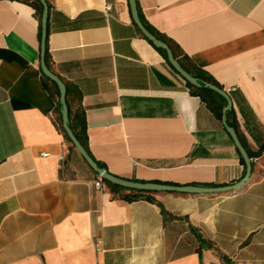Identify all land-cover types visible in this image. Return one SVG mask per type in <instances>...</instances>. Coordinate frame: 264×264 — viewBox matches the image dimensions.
Masks as SVG:
<instances>
[{
  "label": "crops",
  "instance_id": "obj_1",
  "mask_svg": "<svg viewBox=\"0 0 264 264\" xmlns=\"http://www.w3.org/2000/svg\"><path fill=\"white\" fill-rule=\"evenodd\" d=\"M44 1L50 70L78 96L88 151L110 175L232 186L245 165L224 122L252 170L228 193L129 202L95 188L58 128L34 8L0 0V264H264V0H135L142 25L226 93L221 117L141 34L128 0Z\"/></svg>",
  "mask_w": 264,
  "mask_h": 264
},
{
  "label": "water",
  "instance_id": "obj_2",
  "mask_svg": "<svg viewBox=\"0 0 264 264\" xmlns=\"http://www.w3.org/2000/svg\"><path fill=\"white\" fill-rule=\"evenodd\" d=\"M40 3L42 7V13H41V19H40V26H41V38H40V69L44 77H46L48 80L53 82L59 92V102H60V115H61V123L62 128L68 138V140L73 145L75 151L81 156V158L85 161V163L89 166V168L97 174V176L104 182L109 183L113 186H117L120 188L128 189V190H134L142 193H181V194H213V193H228V192H235L238 190L242 185H244L248 177L251 173L252 166L250 163V159L241 145L235 130L232 127H229L224 122L223 125L229 134L231 140L233 141V144L237 151L239 152L244 165H245V176L236 184L228 187L223 188H198V187H176V186H170V185H164V184H156V183H138L133 182L129 180L120 179L117 177H114L110 175L104 168L98 167L95 162L92 160V158L87 154L85 149L82 147V145L76 140L74 135L69 129L68 126V109L66 105V89L63 84V82L53 74L46 66L45 64V41H46V35H47V17H48V6L44 0H36ZM131 16L133 19V22L141 32V34L145 37L146 40H148L154 48L165 51L166 59L171 68L188 84L195 88L205 87L219 96H221L226 101V107L223 109V115H225L230 109L231 104L228 96L224 91L221 89L208 85L200 83L198 80L194 79L190 75H188L179 65V63L174 59L173 53L171 49L168 47L166 43H164L162 40L156 38L152 33H150L140 22L138 18V13L136 9V3L135 0H128Z\"/></svg>",
  "mask_w": 264,
  "mask_h": 264
},
{
  "label": "trees",
  "instance_id": "obj_3",
  "mask_svg": "<svg viewBox=\"0 0 264 264\" xmlns=\"http://www.w3.org/2000/svg\"><path fill=\"white\" fill-rule=\"evenodd\" d=\"M22 1L27 3L28 5L32 6L35 10V14H36V17H37L38 22H39L38 38L40 41V38H41L40 19H41L42 7H41L40 3L36 0H22ZM145 28L150 33H152L156 38L162 40L164 43H166L168 45V47L171 49V51L173 53L174 59L179 63L180 67L188 75H190L194 79L198 80L200 83L212 85V86H215V87L220 89V86L218 85V83L210 75H208L206 72L197 68L194 64H192L188 60V58H186L184 56L182 57L170 43H168L163 38H161L157 34H155L148 26H145ZM154 49L157 52H159L167 62L165 51L159 50L156 48H154ZM45 64H46L47 68L50 70L48 48H47V36H46V41H45ZM168 65H169V63H168ZM42 79H43L44 85L45 86L49 85L54 91V96L56 97V100H57L56 105H57V111H58V118H57L58 128L63 133L66 140L71 144V142L68 140V138H67V136H66V134L62 128L61 115L59 114V108H60L59 92L57 90V87L54 83L50 82L44 76H42ZM185 84H186V87H187L189 93L192 96L198 97L201 101L206 103L209 106V108L218 117L222 116V110L226 107V101L221 96H219L218 94H216L215 92H213L212 90H210L208 88H205V87L195 88V87L191 86L190 84H188L187 82H185ZM65 89H66L65 100H66V105H67V109H68V126H69V129L72 132V134L74 135V137L76 138V140L82 145V147L85 149L87 154L91 157V155L88 151V148H87L86 124H85L83 110L80 107L79 98L77 95L72 96L71 93L68 91V89L67 88H65ZM231 127L235 130L234 126H231ZM237 137H238V135H237ZM238 139H239V137H238ZM239 141H240V139H239ZM240 143H241V141H240ZM241 145L244 148L243 143H241ZM71 147L74 148L72 144H71ZM262 150H264V149H262ZM262 150H260V152ZM95 164L98 167L103 168V166H101L97 162H95ZM106 185L110 188L111 191H113L116 195H118V197L121 198L122 200L129 201V202H132V201H135L138 199H146L149 201H153V198L151 197L152 193H142V192H138V191H134V190H128V189L120 188L117 186H113L109 183H106Z\"/></svg>",
  "mask_w": 264,
  "mask_h": 264
},
{
  "label": "built area",
  "instance_id": "obj_4",
  "mask_svg": "<svg viewBox=\"0 0 264 264\" xmlns=\"http://www.w3.org/2000/svg\"><path fill=\"white\" fill-rule=\"evenodd\" d=\"M106 10H109V7H106ZM64 159V155H60L59 156V161H62ZM94 186H95V188H97V189H101L102 187H103V182H102V180L99 178L95 183H94ZM96 250L97 251H101V249L99 248V246H98V243H97V245H96Z\"/></svg>",
  "mask_w": 264,
  "mask_h": 264
}]
</instances>
